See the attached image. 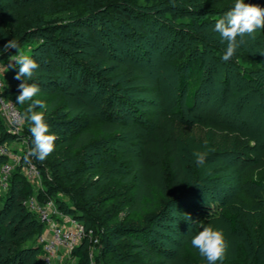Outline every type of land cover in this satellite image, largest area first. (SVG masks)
<instances>
[{
	"label": "rangeland",
	"instance_id": "rangeland-1",
	"mask_svg": "<svg viewBox=\"0 0 264 264\" xmlns=\"http://www.w3.org/2000/svg\"><path fill=\"white\" fill-rule=\"evenodd\" d=\"M34 3L30 0L21 5L0 0L3 5L0 36L9 40L20 37L29 25L42 22L61 27L51 36L29 37L22 50L10 59L31 55L36 45L43 42L45 49L59 60L64 55L69 61L79 62L81 70L77 75L73 64L67 73L51 76L46 71V75L39 77L40 92L33 100L40 99L48 105L45 117L53 124L49 134L75 137L79 131L89 129L98 137L85 149L76 151L56 140L54 151L45 161H39L43 171L41 178L33 183L38 189L54 182L58 200L76 212L94 215L97 228L93 234L101 240L97 244L87 243L94 263L160 264L145 259L127 244V237L116 230L121 226L145 231L163 257L183 254L181 264H207L205 258L191 250L189 243L199 228L208 225L226 233L225 255L231 264L238 261L240 243L250 254L245 264L264 263V186H257L245 177L250 164L240 159L242 153L245 157L264 158L263 146L258 148L264 138V63L259 60L264 30L245 35V42L225 62L222 57L226 42L221 43L214 25L230 8H219L209 0H64L54 13L43 12ZM245 3L264 8V0H245ZM13 9L17 11L18 23L9 14ZM72 21L91 28L87 33H78L70 25ZM82 44H91L93 51L102 49L107 56L129 61L143 69L145 75L123 74L101 58L87 57ZM34 53L39 55L41 51ZM196 58L204 60V82L199 105L191 108L185 101L186 90H181L180 81L187 71L185 61ZM10 59L3 61L5 65L1 63L2 79L17 67ZM85 73L91 75L88 86L82 83ZM243 73L257 77L259 82L243 78ZM56 99L60 105L50 111ZM31 103L23 104L25 120L21 134L28 137L23 135L21 140L6 142L10 148H23V138L29 149L33 147L31 122L27 118ZM75 103H89L93 109L72 116L68 108ZM34 110L43 111L38 107ZM160 113L170 114L177 124L181 156L190 174L196 175L204 166L210 167L207 182H200L202 187H192L190 200L195 208L186 206L189 203L182 200L157 214L150 210L130 212L142 177L139 173L131 180L129 177L144 142L153 135ZM105 120L122 121L128 131L100 138L99 125ZM251 135H257L260 141ZM195 151L206 153L203 167L195 163ZM101 167L110 171L107 183L98 180ZM8 188L0 189V212L5 209L8 214V229L1 221L2 216L0 219L3 239L20 220L14 215L18 210V194H12ZM225 209L238 213L236 229L223 216ZM23 227L22 243L9 242L0 248V264H89L75 251L60 252L50 261L42 255L37 257L32 249L38 245L36 227L28 220Z\"/></svg>",
	"mask_w": 264,
	"mask_h": 264
},
{
	"label": "trees",
	"instance_id": "trees-1",
	"mask_svg": "<svg viewBox=\"0 0 264 264\" xmlns=\"http://www.w3.org/2000/svg\"><path fill=\"white\" fill-rule=\"evenodd\" d=\"M15 3H19L21 5H25L30 0H12ZM34 6L38 7L46 13H54L59 8L60 5L64 2V0H34ZM211 4L217 6L219 8H231V4L234 0H209ZM2 4H0V17H1V9ZM14 18L15 23H18V16L16 9L9 11ZM86 16V15H83ZM37 19H34V21ZM73 22V21H72ZM76 22V23H75ZM80 21H74L72 24L75 28V31L78 33H87L90 30L91 26L85 23H79ZM61 26L55 24H44L38 23L37 26L29 25L28 30L23 31L20 37H12V41H15L18 45L17 49H9L7 52H3L4 45H6L10 40L4 36H0V61H4L12 58L17 52L21 51L27 42L29 37H38L43 34L45 36H51L59 31ZM39 40V39H38ZM93 39L92 45H95ZM70 42V41H68ZM92 45L82 44V50L85 54L90 56V58L96 57V59H103L106 64L112 67H116L118 71H121L123 74H132V75H141L144 76L145 72L143 69L133 65L129 61H123L116 57L107 56L102 49L92 50ZM33 53L31 55H27L30 58L34 59L39 64V69L36 70L34 76L31 80H27L26 83L36 84L38 87L40 86L39 77L46 75V71L51 73V76H55L56 73H67L72 69V66H75V74L81 70V64L79 62L69 61L68 56H61V60L58 57H55L53 53H51L48 49H45V45L43 42L36 45L33 49ZM40 50L41 53L36 55L34 52ZM67 54V52H65ZM68 55V54H67ZM68 57V59H67ZM262 63H264V42L262 47V57L259 59ZM73 64V65H72ZM185 69L187 70L185 74L182 75L180 81L181 90H186L185 101L191 108H195L198 101L199 92L203 85V77H204V60L203 58L196 59H188L185 61ZM18 66L13 70H9L6 75L3 77L4 81V94L7 98L13 99L16 102V98L20 93L18 85L23 82V80L15 79L16 73L18 72ZM52 70V71H51ZM54 73V74H53ZM49 75V74H48ZM82 83L85 86L91 84V75L89 73H85L82 75ZM242 77L250 80V81H258L259 79L253 78L247 73H243ZM207 80V78H206ZM259 82V81H258ZM40 88V87H39ZM21 111L24 112V105L17 104ZM59 99H56L50 106L49 110H54L57 106H59ZM93 109L92 104H84L80 103L72 104L68 110L71 112L70 115L77 116L89 113ZM45 122L49 126V130L53 128V124L50 119L45 117ZM100 135L99 137H107L110 135H114L117 133H124L128 131L122 121H114V120H105L100 122L99 125ZM24 134L15 135L12 131L9 130L7 125L5 124L2 116L0 115V145L6 144L8 141H18L22 139ZM27 135L25 134L24 137ZM28 137V136H27ZM98 137L96 133L89 129H83L79 131V133L75 134V137H71L70 135H65L61 137L56 136V140H59V144L70 146L73 151L83 150L87 146L91 145L93 140ZM252 138H255L257 142L260 141L257 135H251ZM24 140V138H23ZM55 140V141H56ZM57 143V144H58ZM264 148V138L261 141V145H258V148ZM17 150V149H15ZM256 150V148H255ZM258 150V149H257ZM263 150H261L260 154H262ZM26 155L24 153L23 157ZM240 159H242L245 163L250 164L248 171H245V177L249 178L250 182L257 186H264V158L260 157H248L242 153ZM6 161V158L0 156V166ZM32 161L36 163L39 167L42 174V166L39 161L32 158ZM241 161V160H240ZM24 163V160L22 161ZM210 167L204 166L201 168L199 173L195 172L196 175H191L187 166L183 162V158L180 152V143L177 137V124L175 120L168 113H160L157 116V120L154 126L153 135L149 138V140L144 142L142 147L140 157L136 163V165L132 169V173L129 177L131 180L133 175L139 173L141 175L140 185L136 188L133 200L129 206L128 211L130 212H145L150 210L152 212L161 213L163 209H167L172 206L174 203L180 202L184 200L189 204L186 205L191 208H195V203H191L192 200L190 198L193 196L191 194L193 188L202 187L200 182H207V176ZM109 169L106 167H101L100 173H97L98 180L101 183H107L109 179ZM211 180V179H208ZM202 182V183H203ZM210 184V183H207ZM15 186L17 189H15ZM207 186L206 188H208ZM10 192L13 194H18V210L14 213L17 217L20 218L18 223L14 224V228L12 233L3 237L0 235V248L8 246L13 242L14 244L19 245L24 241L22 233L24 232L23 223L25 221H29L32 226L35 225L38 235L42 233L44 229V224L38 219L37 215L31 211L27 206V201L30 197L35 196L39 202H46L47 200L52 199L58 208L63 211V213L71 215L81 221L88 229H92L96 231V219L94 215L88 214L85 212H76L73 208H70L69 205L65 202H61L57 199V191L56 185L54 182H48L45 185H41L38 189H35V185L31 182L28 177L25 175L23 171L22 164L15 167L9 182ZM8 188V189H9ZM191 188V189H190ZM190 190V191H188ZM189 199V201H187ZM75 200V199H74ZM75 202H77L75 200ZM190 203L192 205H190ZM13 206V205H12ZM15 207V206H14ZM13 207V208H14ZM155 214V213H154ZM1 216L3 219H1ZM223 216L228 219L230 225L233 229H236V226L239 222V215L237 212H234L232 209H225L223 211ZM8 214L6 210L3 209L0 212V219L6 229H8ZM143 227L142 229H144ZM117 232H122L123 236L127 237V244L132 245L135 251H139L143 254L144 258L152 261L154 263L160 264H181L183 262V254H179L176 257H163L159 249L156 245L150 242V238L146 232L139 229H126L125 227L119 226L116 228ZM202 230V227L199 228L198 231ZM7 231V230H6ZM8 232V231H7ZM6 233V232H5ZM226 242V250L228 245V238L225 232H222ZM7 234V233H6ZM21 236V237H20ZM20 238V239H19ZM98 238V237H97ZM98 242H101L100 238H98ZM90 241L94 243L89 237L85 238L83 242L76 247L73 251L77 253V255L81 259H87L88 263L91 264L93 258L91 255L90 248L87 247V243ZM191 241V240H190ZM96 243V244H97ZM95 244V243H94ZM84 246H86L84 248ZM191 250L194 253H199L197 249L191 247ZM36 256L40 257L43 255V249L41 245H37V247L32 248ZM31 250V249H28ZM238 261L236 264H245L250 260V254L247 251L246 247L243 244L238 245ZM217 264H221L220 261ZM222 264H231L229 258L225 255V258ZM261 264H264L261 262Z\"/></svg>",
	"mask_w": 264,
	"mask_h": 264
},
{
	"label": "clouds",
	"instance_id": "clouds-1",
	"mask_svg": "<svg viewBox=\"0 0 264 264\" xmlns=\"http://www.w3.org/2000/svg\"><path fill=\"white\" fill-rule=\"evenodd\" d=\"M257 30H264V8L257 4L245 3V0H234L233 6L214 25V31L219 34L221 43L226 42L222 59L225 62L229 61L245 42V35H252ZM9 49L18 50L15 41L10 40L4 45L3 52ZM10 60L15 61V66L19 68L15 79L23 80L18 85L20 93L16 98V104L22 105L25 101H32L27 118L31 122L29 131L33 147L28 150L23 160L26 165L32 164V158L43 162L54 151L56 136L49 134V126L45 122V111L48 105L40 99L33 100V97L39 94L40 88L36 84L26 83L27 80L32 79L40 66L27 55H18ZM37 107L43 111H35ZM193 157L198 166L203 167L206 163L204 152L195 151ZM190 244L192 248L198 250L201 257L206 259L207 264H217L218 261L222 264L225 258L226 242L221 230L215 229L212 225L204 226L192 236Z\"/></svg>",
	"mask_w": 264,
	"mask_h": 264
},
{
	"label": "built area",
	"instance_id": "built-area-1",
	"mask_svg": "<svg viewBox=\"0 0 264 264\" xmlns=\"http://www.w3.org/2000/svg\"><path fill=\"white\" fill-rule=\"evenodd\" d=\"M1 63L5 65L3 61L0 62V115L9 130L15 135H20L25 117L16 102L4 94ZM23 142L24 147L20 150L10 148L7 144L0 145V156L6 158L0 166V189L2 190L9 187L11 175L15 167L20 164L31 182L41 178V171L34 161L31 165L22 163L24 153L27 154L29 150L27 140L24 139ZM27 206L44 224V229L38 235L37 241L42 246V256L46 261H50L63 251L71 253L87 237L94 243L99 241L97 237H94L92 229H88L77 218L63 213L52 199L39 202L35 196H32L27 201ZM91 264H95L93 260Z\"/></svg>",
	"mask_w": 264,
	"mask_h": 264
}]
</instances>
